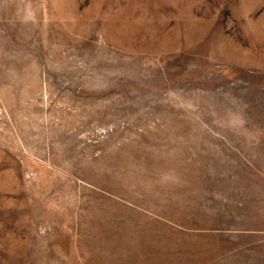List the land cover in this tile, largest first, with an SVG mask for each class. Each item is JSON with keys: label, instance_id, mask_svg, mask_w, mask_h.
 <instances>
[{"label": "rangeland", "instance_id": "obj_1", "mask_svg": "<svg viewBox=\"0 0 264 264\" xmlns=\"http://www.w3.org/2000/svg\"><path fill=\"white\" fill-rule=\"evenodd\" d=\"M238 133L264 0H0V264H263L221 202Z\"/></svg>", "mask_w": 264, "mask_h": 264}, {"label": "crops", "instance_id": "obj_2", "mask_svg": "<svg viewBox=\"0 0 264 264\" xmlns=\"http://www.w3.org/2000/svg\"><path fill=\"white\" fill-rule=\"evenodd\" d=\"M233 135L220 139L221 151L236 153V160L221 158V202L237 218L252 215L253 219L264 220V156L261 155H264V137ZM211 139L212 134H200L195 147L206 153L214 151L217 148L212 146ZM262 244L264 249V240Z\"/></svg>", "mask_w": 264, "mask_h": 264}]
</instances>
